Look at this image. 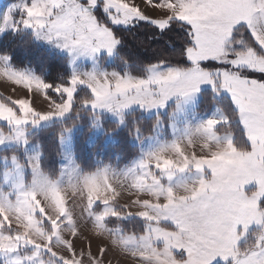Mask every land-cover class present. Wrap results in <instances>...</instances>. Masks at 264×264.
I'll use <instances>...</instances> for the list:
<instances>
[{
    "label": "rangeland",
    "instance_id": "rangeland-1",
    "mask_svg": "<svg viewBox=\"0 0 264 264\" xmlns=\"http://www.w3.org/2000/svg\"><path fill=\"white\" fill-rule=\"evenodd\" d=\"M249 2L251 23L231 21L220 50L208 53V59L189 58L190 68L154 65L146 77H137L109 69L119 41L94 13L102 12L114 26L146 20L165 28L191 0H0V36L10 29L32 33L39 44L68 56L73 73L69 85L55 89L64 97L56 103L38 75L14 69L7 56L0 55V92L15 106L0 100V212L17 229L15 234L3 232L0 220V264H177L176 260L190 264L189 246L196 242V235L203 237L198 258L208 264L217 259L264 264V208L260 204L264 194L256 179H247L238 188L256 199L261 215L247 226L243 222L236 225V240L229 252L217 250L214 238L207 235L205 210L193 199L202 182L215 179L211 167H197L198 163L236 149L233 134L216 131L217 125L226 122L218 106L209 113L197 112L201 91L211 88L218 97L228 95L242 123L239 106L225 82H247L248 87L253 81L264 82L239 74L242 69L264 73L260 70L264 68V46L256 38L264 40V0ZM29 9H43L44 15L30 14ZM186 23L194 37L190 49L198 50L196 29ZM241 25L248 28L257 48L234 40ZM208 60L229 64L230 69L201 67ZM194 70L206 74L198 83L186 81L183 75L168 79L170 74ZM81 86L93 94V100L84 104L93 112L90 145L104 132L103 116L121 126L133 110L158 115L159 120L154 134L139 142L140 153L129 163L117 168L99 155L100 167L92 173L83 171L74 150L78 126L66 130L61 175L52 179L42 170V151L30 135L70 116ZM14 147L21 153H2ZM115 198L126 205L128 214L116 211ZM111 216L144 218L147 229L134 234L112 228L106 225Z\"/></svg>",
    "mask_w": 264,
    "mask_h": 264
},
{
    "label": "trees",
    "instance_id": "trees-1",
    "mask_svg": "<svg viewBox=\"0 0 264 264\" xmlns=\"http://www.w3.org/2000/svg\"><path fill=\"white\" fill-rule=\"evenodd\" d=\"M14 1V0H9ZM95 18L109 26L119 43L115 61L109 64V69H116L120 73L129 72L137 77H146L149 68L154 65H171L190 68L193 63L189 60L187 49L194 46V37L191 26L178 19H171L165 28L146 20H137L130 26H114L100 11L94 13ZM234 40H244L251 47H258L245 25L236 30ZM0 55L7 56L14 69L33 71L47 85V95L56 103H62L61 97L55 91L59 86H67L71 82L72 70L68 56L53 51L39 44L32 33L22 29H10L0 36ZM201 67L208 70L230 69L229 64L215 60L203 61ZM239 74L247 79L264 81V73L249 69L239 70ZM0 100L8 106L15 107L14 103L0 92ZM93 100L92 91L86 87H79L75 93L70 116L63 120H55L42 126L30 135V140L37 143L42 151L41 168L52 179H58L62 170V138L65 131L78 126L75 136L74 150L81 168L86 173L95 172L100 164L97 157L102 155L105 163L112 162L117 168L129 163L140 153V144L143 139L153 135L158 115H146L140 110H133L125 117V124L103 116L104 132L97 141L89 144L94 131L93 112L85 108L86 102ZM218 106L226 116V122L216 127L218 134L231 133L234 135L233 144L237 150L250 151L246 131L239 119V112L233 100L226 94L216 96L211 88L201 91V98L197 105L200 114L209 113ZM167 118V117H166ZM138 140V141H137ZM5 155L20 154V149L6 148ZM117 212L128 214V208L118 199L112 200ZM264 208V198L260 202ZM1 230L8 234H15L17 229L11 227L0 212ZM106 225L112 228L121 227L126 233H145L148 221L137 216L122 219L111 216ZM215 264H233L231 262H217Z\"/></svg>",
    "mask_w": 264,
    "mask_h": 264
},
{
    "label": "snow or ice",
    "instance_id": "snow-or-ice-1",
    "mask_svg": "<svg viewBox=\"0 0 264 264\" xmlns=\"http://www.w3.org/2000/svg\"><path fill=\"white\" fill-rule=\"evenodd\" d=\"M29 13L44 15V10L29 9ZM177 18L189 22L196 29L195 43L199 47L198 50L187 49L189 58L193 61L206 60L209 58L208 53L220 50L231 21L251 23V5L249 0H191ZM253 35H256L255 32ZM256 38L264 46V40H260L258 36ZM260 70L264 71V68ZM180 75L190 83H198L200 77L206 74L195 70L183 74L177 72L170 74L168 79H176ZM225 88L232 92L233 99L239 106L252 150L238 152L232 147L227 153L200 161L197 167L207 164L212 168L215 179L211 183L202 182L199 191L193 195L194 200H199V207L205 210L202 216L204 224L208 226L207 235L214 238L213 242L221 252L231 251L236 240V225L243 222L247 226L261 215L256 199L246 197L239 191L238 185L247 179H256L260 194H264V82L253 81L252 87H248L247 82L230 84L226 81ZM241 176L244 179H235ZM201 197L203 199H199ZM202 240V236L196 235V242L189 246V254L192 256L190 264H207V260L198 258V245ZM242 264L256 262L245 261Z\"/></svg>",
    "mask_w": 264,
    "mask_h": 264
},
{
    "label": "crops",
    "instance_id": "crops-1",
    "mask_svg": "<svg viewBox=\"0 0 264 264\" xmlns=\"http://www.w3.org/2000/svg\"><path fill=\"white\" fill-rule=\"evenodd\" d=\"M229 34H230V31H229ZM2 56V55H1ZM4 58L6 57V56H3ZM8 58V57H7ZM6 58V59H7ZM8 61H9V58H8ZM144 235H146V234H144ZM185 250V249H184ZM186 252V251H185ZM140 256H142V255H140ZM146 256V255H145ZM107 259H109V256H107L106 257ZM140 258V257H139ZM170 260H176V257H174V256H170ZM219 259H217V260H215L214 262L216 263L217 261H218ZM177 261V264H188V262L186 263V261H180V260H176ZM214 262H212V263H209V264H215ZM221 262H225V261H221ZM208 264V263H207Z\"/></svg>",
    "mask_w": 264,
    "mask_h": 264
},
{
    "label": "built area",
    "instance_id": "built-area-1",
    "mask_svg": "<svg viewBox=\"0 0 264 264\" xmlns=\"http://www.w3.org/2000/svg\"><path fill=\"white\" fill-rule=\"evenodd\" d=\"M183 252V250H181V253Z\"/></svg>",
    "mask_w": 264,
    "mask_h": 264
}]
</instances>
